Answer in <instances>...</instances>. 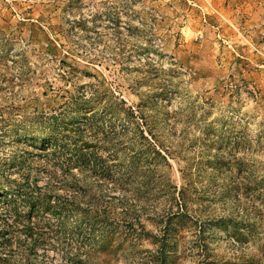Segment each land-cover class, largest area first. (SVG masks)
Wrapping results in <instances>:
<instances>
[{"label": "rangeland", "instance_id": "374dc122", "mask_svg": "<svg viewBox=\"0 0 264 264\" xmlns=\"http://www.w3.org/2000/svg\"><path fill=\"white\" fill-rule=\"evenodd\" d=\"M52 115L81 210L2 198L0 264H264V0H0V187Z\"/></svg>", "mask_w": 264, "mask_h": 264}, {"label": "trees", "instance_id": "16d2710c", "mask_svg": "<svg viewBox=\"0 0 264 264\" xmlns=\"http://www.w3.org/2000/svg\"><path fill=\"white\" fill-rule=\"evenodd\" d=\"M132 113L133 110H131V114ZM47 119L50 120L48 124L49 132L44 130H33L31 132V137H29V144L33 145L35 149H40L42 151H26L24 154L16 152L12 157L14 159L22 158L24 161H34L43 166L45 163H49L53 169H48L42 166L34 167L33 165H30L28 169L22 167V169L19 170V176L9 181L8 189L0 187V200H2V198L12 200L15 195H19L30 203L32 210L40 209L59 215L64 213L63 217H77L81 209L76 201L77 195L75 193V187L79 182V177L74 172V168L79 166L80 162L85 163L88 160L89 154L77 152V149L73 148H69L73 153L68 154V151L65 148V143H60L64 139L59 136V133L62 132L64 128H67L64 121L66 118L61 115H52L47 117ZM59 120L62 121L64 128L61 127L60 123L58 124V122H60ZM73 123L76 124L77 121H73ZM34 124L36 123H32V126H34ZM71 127L74 128V125ZM71 130L77 131L75 128ZM77 140L78 139L75 137V144L77 143ZM43 158L46 159V161L41 162L40 160ZM30 167H32V169H29ZM31 172L47 173L49 180L45 187L38 185L36 175H33ZM61 187L71 189L70 192H72V195L59 204H53L50 199V196H52V190L50 191L46 189H57ZM42 189H45L44 192H42Z\"/></svg>", "mask_w": 264, "mask_h": 264}, {"label": "crops", "instance_id": "0c3cea01", "mask_svg": "<svg viewBox=\"0 0 264 264\" xmlns=\"http://www.w3.org/2000/svg\"><path fill=\"white\" fill-rule=\"evenodd\" d=\"M239 26L238 25H236V23L234 22V23H232V28L233 29H237Z\"/></svg>", "mask_w": 264, "mask_h": 264}]
</instances>
